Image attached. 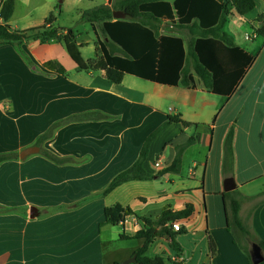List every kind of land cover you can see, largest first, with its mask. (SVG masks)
<instances>
[{
	"label": "crops",
	"instance_id": "obj_1",
	"mask_svg": "<svg viewBox=\"0 0 264 264\" xmlns=\"http://www.w3.org/2000/svg\"><path fill=\"white\" fill-rule=\"evenodd\" d=\"M120 1L103 0L93 7L88 0H64L63 5L68 14L75 10L84 21L85 11ZM254 1V10L244 17L232 10L223 28L236 47L254 57L228 96L208 91L197 77L194 88L131 75L117 85L102 70L81 71L56 42L0 44V156H13L0 163V264H119L144 245L134 239L143 228L138 219L156 221L164 210L178 212L187 205L194 207L193 214L177 221L180 232L173 230L179 234L181 256L163 236L149 247L148 257L179 264H250L252 245L264 243V39L253 31L260 27L264 0ZM18 7L16 0L10 26ZM52 13L23 31L43 26ZM236 17L255 36L245 40L259 42L250 49L240 45L229 29ZM88 24L86 32L95 34ZM156 25L160 35L182 38L185 44L191 39L185 29L167 22ZM99 26L95 24V40L69 27L58 28L73 30L87 62L100 57ZM86 50H95V58H85ZM48 62L58 63L66 74L45 68ZM88 115L96 117L82 118ZM169 117L190 126L172 123L163 130L151 144L144 169L156 176L173 164L178 147L195 138L182 154L180 172L128 182L104 195L113 179L138 160L148 136ZM230 132L234 133L232 152L227 153ZM44 151L60 162L47 158ZM228 179L235 183L230 192L224 190ZM231 200L240 203L239 217L250 232L248 237L239 232L237 237L232 230ZM116 205L130 208L133 215L125 224L109 225L105 210ZM31 208L38 211L34 219ZM209 236L216 245L213 257ZM118 237L135 240L138 246L106 252V244Z\"/></svg>",
	"mask_w": 264,
	"mask_h": 264
},
{
	"label": "trees",
	"instance_id": "obj_2",
	"mask_svg": "<svg viewBox=\"0 0 264 264\" xmlns=\"http://www.w3.org/2000/svg\"><path fill=\"white\" fill-rule=\"evenodd\" d=\"M111 3L112 0H106ZM15 8V1L8 3L4 10L5 24L0 25V44H22L31 40L40 41L42 44L56 42L65 47L72 60L81 71L102 70L106 78L114 83L121 84L126 75H131L142 80L151 81L161 85L195 87V78L202 82L204 88L217 95H230L245 71L254 59L236 47L234 39L223 32L227 20L232 15V10L240 16L248 15L255 8L254 0H121L118 5L101 6L85 11L82 20L90 23L95 34V24H100L105 40H98L97 52L100 57L84 61L77 44V35L72 29L54 26V14L45 20L44 25L27 30L18 31L8 25ZM115 10H121L127 15V20L113 21ZM167 22L179 30H187L191 39L187 44L179 37L160 35L157 25ZM260 27L253 29L258 37L264 39V15L258 18ZM108 39V40H107ZM51 71L65 75L66 72L56 62L44 65ZM96 117L88 115L82 118ZM181 120L169 117L168 120L152 132L142 146L138 160L129 169L118 174L104 191L109 194L119 186L132 181H149L168 173H179L182 164V154L195 143L191 138L186 144L178 147L177 157L173 164L165 170L152 176L144 169L151 144L156 137L172 123ZM185 127L190 126L181 122ZM42 136L38 145L49 137ZM234 133L230 132L225 141V150L232 152ZM50 160L59 163L60 160L53 154L44 151ZM12 155L0 156V163L11 160ZM232 213V230L237 236L238 232L243 237L250 236L248 229L242 224L239 212L240 203L230 201ZM194 212L192 205H187L182 211L172 212L164 210L156 221L147 218L138 219L143 228L134 239L143 240L144 245L137 249L135 264H179L162 257H148L149 247L160 237L170 239V247L178 256L183 249L177 242L179 234L173 233V224L179 220L189 218ZM130 208L116 205L105 210L106 223L109 225L122 224L126 217L132 216ZM171 225V226H169ZM238 237V236H237ZM261 248L264 257V243L256 242ZM211 256L216 254V245L209 236ZM249 262H251L248 253ZM118 264V263H117ZM261 264H264L261 263Z\"/></svg>",
	"mask_w": 264,
	"mask_h": 264
},
{
	"label": "rangeland",
	"instance_id": "obj_3",
	"mask_svg": "<svg viewBox=\"0 0 264 264\" xmlns=\"http://www.w3.org/2000/svg\"><path fill=\"white\" fill-rule=\"evenodd\" d=\"M64 0H18V12L14 17V21L11 22L12 27H18L19 31H23V29H30L34 26L31 25H39L43 23L44 17L48 15V13L53 10L54 16L56 17V27H69L74 30L76 34L82 33L83 37H89L95 40V34L91 31L87 33L90 28V25L81 21L77 17L76 11H72L68 14L66 10V5H63ZM71 0H65V2H69ZM93 7L99 6L103 3V0H88ZM64 6V7H63ZM64 8L66 12H64ZM236 17L235 19H231L229 24V29H231L237 35L238 43L247 48H252V46L258 44L259 42L247 41L246 33L248 32L251 35V28L249 25L243 24L244 22H240ZM39 23V24H37ZM99 31L103 40H105V36L102 34L101 28L99 26ZM84 57L91 59L95 58V50H86L84 52ZM4 103V101H3ZM138 246V242L135 240L124 241L120 240L119 237L115 242L111 244H106L105 250L106 252L121 250V249H129L133 250ZM122 263V262H120ZM119 263V264H120ZM135 264V263H131Z\"/></svg>",
	"mask_w": 264,
	"mask_h": 264
},
{
	"label": "water",
	"instance_id": "obj_4",
	"mask_svg": "<svg viewBox=\"0 0 264 264\" xmlns=\"http://www.w3.org/2000/svg\"><path fill=\"white\" fill-rule=\"evenodd\" d=\"M113 16L115 19L117 20H124V18L126 17V15L120 11L114 12ZM24 155H21V158H24ZM235 189V183L233 179H228L225 181V185H224V190L226 192H230L232 190ZM38 216V211L36 208H31L30 210V218L34 219ZM250 258H251V262L252 264H261L264 262V257L262 255V251L261 248L257 245V244H253L252 245V250L250 253ZM136 262V256L131 257L130 259H127L125 261H123L120 264H131V263H135Z\"/></svg>",
	"mask_w": 264,
	"mask_h": 264
},
{
	"label": "built area",
	"instance_id": "obj_5",
	"mask_svg": "<svg viewBox=\"0 0 264 264\" xmlns=\"http://www.w3.org/2000/svg\"><path fill=\"white\" fill-rule=\"evenodd\" d=\"M11 1H16V0H0V25L5 24V20L3 17L4 10L6 9L8 3ZM246 38H247V40H253L255 38V36L254 35H247ZM1 107H4V104H1ZM171 111H173V110L171 109ZM155 167L158 169L161 168L160 160L155 163ZM129 218H130V216L126 217L125 221L122 224L127 223ZM172 226H173V230L175 232L181 231V224L179 222H175Z\"/></svg>",
	"mask_w": 264,
	"mask_h": 264
}]
</instances>
